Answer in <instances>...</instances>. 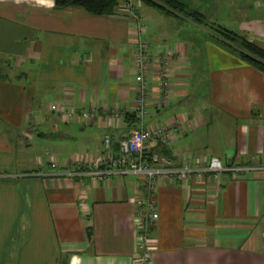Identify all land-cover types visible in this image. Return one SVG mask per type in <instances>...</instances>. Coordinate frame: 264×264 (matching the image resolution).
<instances>
[{"label":"crops","instance_id":"1","mask_svg":"<svg viewBox=\"0 0 264 264\" xmlns=\"http://www.w3.org/2000/svg\"><path fill=\"white\" fill-rule=\"evenodd\" d=\"M220 5L219 11L232 12L229 29L264 49V0ZM251 7V16L242 14ZM147 8L137 9L135 21L119 5L112 14L93 15L58 8L54 0H0V69L7 77L0 80V264H134L137 177L96 181L70 174L74 167L67 163L104 153L106 136L116 152L137 127L104 111L133 107L137 34L154 59L159 49L172 53L168 102L156 108L155 64L144 119L179 124L163 144L165 154L178 165L214 156L249 168L158 183L152 264H264V73L220 47L208 51L205 42L197 54L195 40L182 32L205 30L203 24ZM63 106L98 112L89 123L67 121L56 111ZM74 126L81 137L69 152L62 145L74 139ZM39 137L55 147L58 166L49 157L38 170L27 168L37 162Z\"/></svg>","mask_w":264,"mask_h":264},{"label":"built area","instance_id":"2","mask_svg":"<svg viewBox=\"0 0 264 264\" xmlns=\"http://www.w3.org/2000/svg\"><path fill=\"white\" fill-rule=\"evenodd\" d=\"M119 7L128 13L135 21L139 20V14L135 0L119 1ZM141 25L137 28L141 33ZM163 52L154 59L147 41L137 34L133 43L131 64L133 67V82L135 84V96L133 107L123 110L107 109L105 114L113 119L126 122L129 116L137 119V127L121 139L116 152L111 150L110 138L103 139L104 153L85 158L80 156L71 157L68 165L74 167L70 173L75 176H88L92 180H108L113 175H134L137 177L141 193L136 198L137 208L134 214L136 230V246L139 253L134 264H152L150 256V230L155 225L157 215L156 192L160 182L171 183L176 179H188L193 174L201 175L204 172L220 173L231 171L238 173L249 169L239 165H223L217 157H210L207 161L195 162L193 167L178 165L171 156L160 153L157 150L159 143L171 141L179 130V124L174 122L144 124V118L148 114L149 94L153 90L151 82L152 67L154 69L155 88L157 91L156 108L166 106L170 96V83L168 81L167 58L172 53L168 50L159 49ZM154 60L156 63H154ZM54 108V107H53ZM57 113L64 120L79 119L83 122H92L98 112L96 107L76 111L66 106L56 108ZM51 166L59 163L51 161ZM66 165V164H64ZM66 165V166H68Z\"/></svg>","mask_w":264,"mask_h":264},{"label":"trees","instance_id":"3","mask_svg":"<svg viewBox=\"0 0 264 264\" xmlns=\"http://www.w3.org/2000/svg\"><path fill=\"white\" fill-rule=\"evenodd\" d=\"M141 2L153 6L160 12L178 17H188L202 24L205 20V15L196 9H190L185 3L180 0H140ZM54 4L58 8L68 6H76L84 9L86 12L93 15L112 14L119 4V0H54ZM214 33L222 44L230 48H234L237 56L245 63L250 64L256 69L264 73V49L249 41L243 35H239L231 29H227L218 25ZM7 79L6 75L0 69V80ZM128 123L136 122L137 119L132 115L125 119ZM157 150L166 153L163 148V143H159Z\"/></svg>","mask_w":264,"mask_h":264},{"label":"rangeland","instance_id":"4","mask_svg":"<svg viewBox=\"0 0 264 264\" xmlns=\"http://www.w3.org/2000/svg\"><path fill=\"white\" fill-rule=\"evenodd\" d=\"M122 1V0H119ZM183 3H185L187 5L188 8L190 9H196L198 10L200 13H203L205 15V20H203L201 23L204 25L205 30H203L202 28H199L200 26L198 25L195 30H193L192 27L187 28L186 31L182 32V36L184 38H188L191 37L193 38L194 41V46L195 49L194 51L198 54L199 51L202 50V45L204 43L205 47H209L208 51H211L212 53H214V46L215 47H220L226 51H228L231 55H235L237 56L236 51L234 50V48H230L228 46H225L224 44H222L217 36L214 34L216 31V27L219 25H222L226 28H233V20L226 18L228 15L232 14L231 11L229 10H225V11H219L218 7H221L220 3L224 2L225 0H180ZM135 5L137 9H145V11H148L146 9L147 5L143 2H141L140 0H135ZM152 11V10H149ZM255 12V10L251 7V8H247L245 9L242 14L246 15V16H251L253 13ZM230 13V14H229ZM143 23L144 21L146 22V20H144L143 17ZM191 31V32H190ZM205 66V60L203 59H199V63L196 64V71L198 72V76L199 74H201V72H203ZM198 87V86H197ZM193 89H190V92L193 93ZM148 115L145 116V120L148 119L147 118ZM78 128L77 126H74V130H73V134H71V136L74 139H66L65 143H63L62 145V149L67 150L69 152L74 150L75 147V142L76 140H79V138L81 137V133L78 132ZM78 138V139H77ZM39 144L37 145V147L35 148V154H36V158H37V162L34 165L33 162H30L27 166V168L29 170H38V164L42 165L40 162L43 160L44 163L45 161L50 157L52 159L53 156V152H55V147H51L48 145V143L50 142V140L47 137H39ZM75 141V142H74ZM40 160V161H38ZM54 160V159H52Z\"/></svg>","mask_w":264,"mask_h":264}]
</instances>
